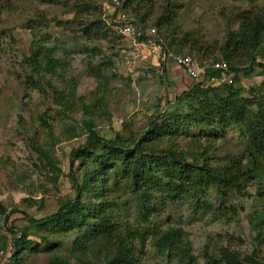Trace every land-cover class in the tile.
Segmentation results:
<instances>
[{"label":"rangeland","instance_id":"374dc122","mask_svg":"<svg viewBox=\"0 0 264 264\" xmlns=\"http://www.w3.org/2000/svg\"><path fill=\"white\" fill-rule=\"evenodd\" d=\"M105 2L0 0V240L5 239L0 264H178L181 249L160 252L156 242L169 226L181 229L189 243L192 260L184 264L218 257L221 247L264 264L261 179L244 182L225 196L210 187L168 199L151 186L141 200L136 194L144 193L142 185L152 175L137 176V193L131 192V179L108 176L101 208L112 227H104L100 236L87 233L94 221L84 229L58 231L40 220L75 198L70 154L84 146L87 121L98 136L110 140L132 134L138 141L148 121L155 127L170 125V132L164 130L170 135L142 140L145 160L156 159L150 162L159 168L171 150L175 167L189 173L200 166L222 169L247 148L244 122H219L218 108H225L222 100L232 92L231 98L248 102L254 111L249 110L250 116L256 112L264 124V69L255 64L264 63V38L262 33L255 38L246 27L264 20V0H156L152 13L133 23L142 31L135 41L121 33L116 11L105 8ZM127 8L123 4L135 22ZM168 11L173 25L156 26V17ZM151 27L167 51L195 58L206 73L219 60L251 70L247 76L227 71L218 84H195L198 90L209 88L205 94L187 92L194 83L139 43ZM34 55L55 59L54 72L39 69ZM55 92L63 93L71 107L57 104ZM87 151L97 155L102 148L92 144ZM81 161L75 158L71 167L79 182ZM87 196L83 193L82 201ZM22 231L29 244L18 241L16 258L3 263L13 237ZM77 237L80 248L73 247Z\"/></svg>","mask_w":264,"mask_h":264},{"label":"trees","instance_id":"16d2710c","mask_svg":"<svg viewBox=\"0 0 264 264\" xmlns=\"http://www.w3.org/2000/svg\"><path fill=\"white\" fill-rule=\"evenodd\" d=\"M155 3L156 0H124V5L129 6V8H127L128 12L133 14L136 20V23L132 21L134 24H137V21L142 22L146 19L145 17H147L148 14H151ZM173 17L170 11L167 13L163 12L156 17L154 23L158 27H170L173 25ZM255 22V24L252 21L249 22L246 27L249 31L255 33V35H253L255 38H257L260 33L263 34L264 38V20H256ZM33 59L34 64L39 69L42 67L44 68L42 70L51 73L54 72L53 68L57 65V61L52 58L40 56V58L37 59L34 55ZM225 62L227 63V71H231L234 75L240 74L242 76H247L251 70L250 66L237 69L228 64L227 61ZM255 64L264 69V63L256 62ZM91 71L96 77L104 79L97 69H92ZM207 72L209 74H214L209 68H207ZM32 84L34 85V83ZM195 86V84H192L187 92L195 90L201 94H205L210 90L209 88L198 90V87ZM235 92L236 91L232 92L231 95ZM231 95L222 100L225 108H218L223 116L219 118V122L222 123L227 120H232L235 123L244 122L246 131L245 143H247V148L241 155L233 157L226 167L211 171L208 167L200 166L198 170L196 169L194 172L189 173L184 166L178 165L179 168L175 167L174 162H176L177 159L174 157L171 150L167 151L168 154L163 157L165 162L161 164L159 168H157V163L150 162L156 159L146 161L145 155L143 154L145 147L141 145L142 140L150 141L151 137L158 138L160 135H170L164 132L165 129H168L169 132L171 130L170 125H166V123H163L160 127H155V124L148 121V125L145 130H143L141 139L139 138L138 141H134L132 134L123 138L121 136H116L111 140L102 138L91 129L92 125L87 121L85 122L87 138L84 146L80 151L73 150L70 154L69 178L71 186L74 189L75 198L71 201L62 202L53 214L40 220H45L51 228L57 227L56 230L58 231H60L59 228L62 227L84 229L87 224L94 221V224H90L91 226L87 233L92 237L100 236L106 231L104 227L107 225L112 227L108 215L101 208V203L105 201L104 195L107 191L106 182L108 176H112L113 180H116L118 177L125 180L131 179L133 185L131 192L137 193L140 191L137 184V176L141 175L146 178L147 175H152V180L148 181L147 185L145 183L142 185L144 187V193L136 194L137 198L141 200H145V194L150 191L149 189L151 186L155 188V191L158 189L163 198L173 199L181 196H190V194H193L199 189L202 190L210 187H214L222 196H225V191L232 189L239 190L241 184L244 182H250L255 179L264 180V124L260 122V119H258L259 117H255L256 112L250 116L249 110H253L250 109L248 102H244L241 98L236 102L231 98ZM64 96L65 95L61 92H55V102L65 106V104L70 101L67 100L68 98L65 99ZM178 99L179 97L176 98V100ZM68 107H71V103L68 104ZM81 107L86 113L90 112L86 105L81 104ZM257 110L258 112L263 111L260 105L257 106ZM92 144L101 145V154L94 155L87 151V148ZM36 150L39 151V149ZM79 157H82L80 164H82L81 166L83 168L80 182L76 180L71 171L73 160ZM246 162L251 163L249 167L245 165ZM83 193L88 194L87 200L85 201H82ZM261 198L264 200V193H261ZM3 218L6 219L7 216L5 215ZM258 220L261 223L264 222V210L260 213ZM55 221H60L62 225L55 224ZM182 235L183 231L181 229L169 226L161 231L156 240L160 246V252L165 250L170 252L179 248L181 249L178 264H184L192 260V257L188 255V250L190 248L189 243ZM17 238L18 237H13L10 243L11 254L7 262L16 258L20 252L21 247L18 241H25L23 231L21 232V236ZM4 242L5 239L1 238L0 250L5 248ZM25 242L29 244V241ZM46 246L51 247V244L47 243ZM73 247L80 248L79 237L75 239ZM202 264L260 263L253 259H240V256L235 251H231L228 247H221L218 250V257L209 256Z\"/></svg>","mask_w":264,"mask_h":264},{"label":"built area","instance_id":"2783aa9c","mask_svg":"<svg viewBox=\"0 0 264 264\" xmlns=\"http://www.w3.org/2000/svg\"><path fill=\"white\" fill-rule=\"evenodd\" d=\"M103 3L104 7L109 10H115L116 15H114L115 21L120 25V31L122 34L129 35L135 41L137 37L142 34L138 26H133L132 19L128 17L126 11L122 9L124 0H105ZM144 38L139 43L145 47L147 53L150 55H156L163 62L165 60H170L172 64L177 67L180 72L194 84L205 82V83H219L225 77V72H227L226 63L223 60L212 62L209 67L213 70L214 74L206 73V66L201 62L195 60L188 55L174 54L167 51L164 48L163 42H161V37L156 32L154 27L146 28L143 34ZM228 75V74H227ZM3 251L0 250V261L2 259ZM11 254V249H10ZM3 263H7L8 254L4 255Z\"/></svg>","mask_w":264,"mask_h":264}]
</instances>
